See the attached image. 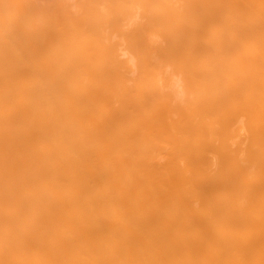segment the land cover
<instances>
[{"label":"bare ground","instance_id":"bare-ground-1","mask_svg":"<svg viewBox=\"0 0 264 264\" xmlns=\"http://www.w3.org/2000/svg\"><path fill=\"white\" fill-rule=\"evenodd\" d=\"M49 1L0 0V264H264V0Z\"/></svg>","mask_w":264,"mask_h":264},{"label":"rangeland","instance_id":"rangeland-1","mask_svg":"<svg viewBox=\"0 0 264 264\" xmlns=\"http://www.w3.org/2000/svg\"><path fill=\"white\" fill-rule=\"evenodd\" d=\"M51 1H52V0H51ZM51 1H49V2H51ZM57 1H58V0H57ZM59 1H60V0H59ZM62 1H63V3H64L65 0H62ZM71 1H72V0H70L69 2H71ZM74 1H75V0H74ZM69 2H68V4H69ZM52 3H53V2H52ZM57 3H58V2H56V4H57ZM50 4H51V3H50ZM54 4H55V3H54ZM59 4H60V3H59ZM68 4H67V5H68ZM70 4H73V2L70 3ZM125 52H126V51H125ZM126 54H127V53H126ZM124 55H125V54H124ZM127 55H128V54H127ZM125 57H126V56H125Z\"/></svg>","mask_w":264,"mask_h":264}]
</instances>
